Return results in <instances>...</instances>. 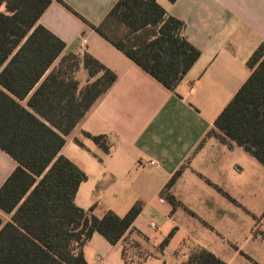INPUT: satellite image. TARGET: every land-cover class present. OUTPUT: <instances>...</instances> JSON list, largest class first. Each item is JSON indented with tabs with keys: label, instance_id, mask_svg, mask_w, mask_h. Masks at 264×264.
Returning <instances> with one entry per match:
<instances>
[{
	"label": "trees",
	"instance_id": "trees-1",
	"mask_svg": "<svg viewBox=\"0 0 264 264\" xmlns=\"http://www.w3.org/2000/svg\"><path fill=\"white\" fill-rule=\"evenodd\" d=\"M51 2L0 0L5 5L0 11V148L17 162L0 187V208L12 214L6 223L0 218V264H88L84 247L92 235L98 232L113 245L125 242L143 209L138 201L123 216L107 209L99 217L93 207L75 203L88 176L60 150L65 137L118 76L90 53L62 55L66 43L37 24ZM91 26L170 90L201 54L185 35L184 21L157 0H118L99 25ZM81 65L88 74L83 86L76 77ZM247 66L248 79L208 136L239 145L264 165V42ZM84 135L109 151L105 135ZM181 172L182 168L176 171L161 192L174 209L177 200L168 190ZM173 233L162 240L160 250ZM130 247L141 254L139 241H126L122 247L126 262L134 260ZM183 264L227 263L198 245Z\"/></svg>",
	"mask_w": 264,
	"mask_h": 264
},
{
	"label": "crops",
	"instance_id": "crops-1",
	"mask_svg": "<svg viewBox=\"0 0 264 264\" xmlns=\"http://www.w3.org/2000/svg\"><path fill=\"white\" fill-rule=\"evenodd\" d=\"M117 1L52 0L37 24L66 43L62 55L90 53L118 76L65 137L60 150L88 176L76 193V205L93 207L99 217L107 209L123 216L141 201L143 209L126 233V241H139L141 252L143 245L151 241L158 249L140 263L138 257L126 262L122 256L126 241L113 245L95 232L84 247L87 263L149 264L152 257L159 261L156 264H162L169 243L159 249L165 231L156 230L154 218H161L168 230H179L172 219L186 202L173 191L186 160L202 154L207 143L243 149L208 136V132L215 128L216 118L250 75L247 60L264 42V0H157L169 14L184 21L185 35L201 51L174 90L161 84L91 26L99 25ZM4 10L5 5H0V11ZM76 77L82 86L87 83L88 74L82 65ZM27 101L28 98L22 103L27 105ZM84 132L105 135L109 151ZM16 166V160L0 148V187ZM180 168V176L169 188L177 200L176 208L171 209L161 192ZM215 187L230 196L223 188ZM227 198L232 200L231 196ZM11 217L0 208L3 223ZM135 230L140 231V237ZM141 236L146 242H141ZM207 249L220 257L215 250Z\"/></svg>",
	"mask_w": 264,
	"mask_h": 264
},
{
	"label": "rangeland",
	"instance_id": "rangeland-1",
	"mask_svg": "<svg viewBox=\"0 0 264 264\" xmlns=\"http://www.w3.org/2000/svg\"><path fill=\"white\" fill-rule=\"evenodd\" d=\"M176 185L173 193H179L186 205L178 207L172 219L179 230L169 239L162 264H183L198 245L215 250L227 264H264L263 164L241 148L207 143L202 154L186 160ZM215 185L228 192L232 200ZM154 220L156 230L168 236L172 229L168 230L161 218ZM140 240L146 242L143 237ZM151 242L143 245L142 255L130 247V257L144 261L148 254L158 251ZM158 262L152 257L148 261Z\"/></svg>",
	"mask_w": 264,
	"mask_h": 264
}]
</instances>
